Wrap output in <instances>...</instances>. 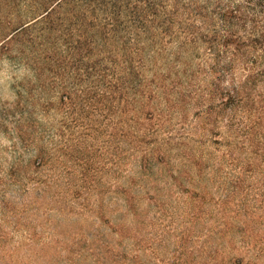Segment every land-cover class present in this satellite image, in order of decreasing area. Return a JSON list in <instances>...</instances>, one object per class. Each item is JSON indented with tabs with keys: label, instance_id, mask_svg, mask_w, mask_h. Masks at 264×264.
Returning a JSON list of instances; mask_svg holds the SVG:
<instances>
[{
	"label": "rangeland",
	"instance_id": "374dc122",
	"mask_svg": "<svg viewBox=\"0 0 264 264\" xmlns=\"http://www.w3.org/2000/svg\"><path fill=\"white\" fill-rule=\"evenodd\" d=\"M47 72L0 58V110L37 86L31 130L0 125V264H264V110L215 118L198 94L167 108L174 92L150 135L141 116L111 138L60 137Z\"/></svg>",
	"mask_w": 264,
	"mask_h": 264
},
{
	"label": "trees",
	"instance_id": "16d2710c",
	"mask_svg": "<svg viewBox=\"0 0 264 264\" xmlns=\"http://www.w3.org/2000/svg\"><path fill=\"white\" fill-rule=\"evenodd\" d=\"M0 58L48 71L40 104L60 111L57 128H48L60 137L82 128L111 138L141 116L156 124L160 102L174 92L167 108L198 94L200 112L215 118L247 106L256 112L264 110V92L255 90L264 84V0H0ZM16 87L0 125L31 130L37 86ZM37 159L39 166L42 153Z\"/></svg>",
	"mask_w": 264,
	"mask_h": 264
}]
</instances>
